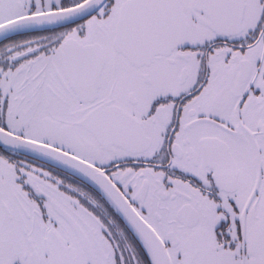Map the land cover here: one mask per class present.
<instances>
[{"label": "snow or ice", "instance_id": "1", "mask_svg": "<svg viewBox=\"0 0 264 264\" xmlns=\"http://www.w3.org/2000/svg\"><path fill=\"white\" fill-rule=\"evenodd\" d=\"M0 264H264V0H0Z\"/></svg>", "mask_w": 264, "mask_h": 264}]
</instances>
